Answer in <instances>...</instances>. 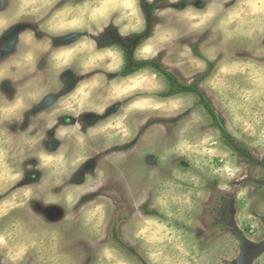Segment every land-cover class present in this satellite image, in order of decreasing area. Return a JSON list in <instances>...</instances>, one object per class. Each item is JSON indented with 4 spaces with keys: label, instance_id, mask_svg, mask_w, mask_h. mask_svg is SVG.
<instances>
[{
    "label": "rangeland",
    "instance_id": "obj_1",
    "mask_svg": "<svg viewBox=\"0 0 264 264\" xmlns=\"http://www.w3.org/2000/svg\"><path fill=\"white\" fill-rule=\"evenodd\" d=\"M156 1L0 0V264H264V0Z\"/></svg>",
    "mask_w": 264,
    "mask_h": 264
},
{
    "label": "flooded vegetation",
    "instance_id": "obj_2",
    "mask_svg": "<svg viewBox=\"0 0 264 264\" xmlns=\"http://www.w3.org/2000/svg\"><path fill=\"white\" fill-rule=\"evenodd\" d=\"M148 2H149V4H155L157 7H158V9L157 10H155L156 12H154L155 13V15H156V13L159 11V8H163V5H159L158 4V2L156 1V0H152V1H149V0H147ZM158 24L159 23H157L156 25L158 26ZM115 25V24H114ZM117 26V25H116ZM109 29H111V26H109L108 28H105V30H103V32H101V34L100 35H98L96 38L97 39H99V40H97L98 41V43H99V49L100 50H102V51H105V50H110V49H112V50H115V51H119V53L121 54V64H122V69L118 72V73H116L115 75H117V76H115V77H113V73H115V72H117L119 69H120V64H119V67H117L116 69L115 68H113V69H115L113 72H111V73H105L106 74V77H107V79H108V85L109 86H111L113 83H115V82H117V83H119L120 81H124V80H114V78H118V77H130V76H132L133 74H134V72H136L137 71V68H136V63L133 61V59H137L136 57V54H135V49L139 46V37L137 36H130V37H124L123 39L120 37L119 38V36H117V34L115 33V31H113V30H109ZM123 31V30H122ZM154 31H155V28H154V30H153V32L150 34V37L147 39V42L149 41V40H151V37H152V35H153V33H154ZM137 32V31H136ZM128 34H130V33H128ZM125 36H127V33H126V35ZM84 37H86V36H84ZM139 38V39H138ZM67 39V38H66ZM65 39V40H66ZM65 40L64 41H62V42H60V41H57V42H53V45H55V46H61L63 43H65ZM80 40V39H79ZM69 44H71L72 45V42H70V41H67ZM86 42V41H85ZM116 44H118V45H116ZM120 44V45H119ZM144 44H146V43H144ZM143 44V45H144ZM71 45H69V46H71ZM142 45V46H143ZM66 46H68V45H66ZM17 47V46H16ZM15 47V48H16ZM117 50H116V49ZM142 48V47H141ZM13 50H14V48H13ZM141 50V49H140ZM137 52V51H136ZM14 52L12 51V53H9V54H6V52H5V54L6 55H11L12 56V54H13ZM114 53V52H113ZM112 53V54H113ZM91 54V51H89L87 54H86V56H88V55H90ZM134 54H135V57H134ZM138 54H139V52H138ZM147 54V53H146ZM149 55V54H148ZM151 56V55H150ZM149 56V57H150ZM146 58H148V57H146ZM142 59V58H141ZM150 59H153V57L152 58H150ZM105 76V75H104ZM70 79H72V78H69V80ZM112 81V82H111ZM125 81H128V80H125ZM118 92V91H117ZM95 96L96 95H94V96H90L89 95V97L86 99V102H88L89 100H93V99H96L95 98ZM118 96H120V94H118ZM108 96H105V98H107ZM110 98V97H109ZM112 98V97H111ZM101 99V98H100ZM117 104V103H116ZM115 104V105H116ZM109 108V106L107 107V108H104V109H102V110H90V111H88V112H90V113H92L91 115H97V116H105L104 117V119L100 122V123H98L95 127H87V126H84V125H78V122L76 121V124L74 125V126H76V127H78V128H81V130L85 133V135H83V136H89V137H93V135H96L95 137H97V138H99L100 136H102L104 133L105 134H108L109 132H105V129H101L103 126H112L111 124L113 123V122H115V120L117 119V117H118V115H110V116H108V112H110L111 110H109L108 109ZM108 109V110H107ZM37 114V113H36ZM41 113H39V115H40ZM84 114H86L85 112H84ZM84 114L82 113V115L80 116L81 118H83V117H85V118H90L91 116L90 115H85L84 116ZM78 115V114H77ZM76 115V117H79V116H77ZM76 117H74V118H76ZM80 118V119H81ZM77 119V118H76ZM61 130H64L65 131V133H64V135H61V133H60V131ZM99 131H103V134L102 133H100ZM99 132V133H98ZM95 133H97V134H95ZM70 134V133H69ZM104 134V135H105ZM56 135L57 136H61L62 138L63 137H66V130L65 129H60L59 131H57L56 132ZM103 135V136H104ZM95 137L94 138H92V140H91V143H92V145L89 147V148H91L92 146H94L95 144H104V140H103V137L100 139H98V143L97 142H94V140H95ZM106 138V137H105ZM54 143H56V142H54ZM52 146V145H51ZM105 146V145H104ZM120 146H118V148H119ZM59 148H61V145H60V147ZM58 148V149H59ZM88 148V147H87ZM99 150L101 151V152H103V148H99ZM96 152V151H95ZM101 152H98L97 154H100Z\"/></svg>",
    "mask_w": 264,
    "mask_h": 264
},
{
    "label": "clouds",
    "instance_id": "obj_3",
    "mask_svg": "<svg viewBox=\"0 0 264 264\" xmlns=\"http://www.w3.org/2000/svg\"><path fill=\"white\" fill-rule=\"evenodd\" d=\"M92 6L91 5H81L79 9H66V11H81V12H87L90 10ZM122 7L124 9H132L133 10V15H135V8H136V0H126V2L122 5ZM100 16V12L97 11V12H92L90 14V19L92 21H96ZM126 18H130V17H126ZM86 23L85 19L83 16H81L78 20H73L72 21V25L73 26H76V25H81V24H84ZM61 55H63V53H61Z\"/></svg>",
    "mask_w": 264,
    "mask_h": 264
},
{
    "label": "trees",
    "instance_id": "obj_4",
    "mask_svg": "<svg viewBox=\"0 0 264 264\" xmlns=\"http://www.w3.org/2000/svg\"><path fill=\"white\" fill-rule=\"evenodd\" d=\"M172 82H170L171 84ZM171 86V90L169 89L168 94L173 95L175 94L177 91L172 89V85ZM185 91H189L187 90V88H185ZM200 95V94H199ZM200 104L209 112V114L211 115L213 122L215 123V126L217 127V129L220 131L223 140L228 139V132L225 128V126L222 124V120L221 118L216 114L215 110L213 108L210 107L209 102L200 95ZM222 121V122H221Z\"/></svg>",
    "mask_w": 264,
    "mask_h": 264
},
{
    "label": "snow or ice",
    "instance_id": "obj_5",
    "mask_svg": "<svg viewBox=\"0 0 264 264\" xmlns=\"http://www.w3.org/2000/svg\"><path fill=\"white\" fill-rule=\"evenodd\" d=\"M68 87L69 88H71L72 87V84H71V82L69 81V83H68Z\"/></svg>",
    "mask_w": 264,
    "mask_h": 264
},
{
    "label": "bare ground",
    "instance_id": "obj_6",
    "mask_svg": "<svg viewBox=\"0 0 264 264\" xmlns=\"http://www.w3.org/2000/svg\"><path fill=\"white\" fill-rule=\"evenodd\" d=\"M49 8V7H48ZM38 109V108H37Z\"/></svg>",
    "mask_w": 264,
    "mask_h": 264
}]
</instances>
